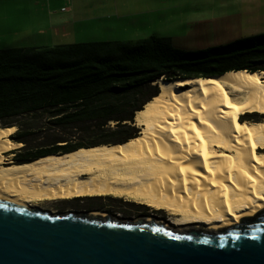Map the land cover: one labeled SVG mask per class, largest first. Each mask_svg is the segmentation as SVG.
<instances>
[{
  "label": "bare ground",
  "instance_id": "6f19581e",
  "mask_svg": "<svg viewBox=\"0 0 264 264\" xmlns=\"http://www.w3.org/2000/svg\"><path fill=\"white\" fill-rule=\"evenodd\" d=\"M154 84L159 94L135 116L139 136L124 144L16 164L8 156L19 147L10 140L16 129L0 128V200L32 208L113 196L167 213L166 224L149 222L180 234H215L257 218L264 212V72ZM255 114L258 121H240Z\"/></svg>",
  "mask_w": 264,
  "mask_h": 264
},
{
  "label": "trees",
  "instance_id": "16d2710c",
  "mask_svg": "<svg viewBox=\"0 0 264 264\" xmlns=\"http://www.w3.org/2000/svg\"><path fill=\"white\" fill-rule=\"evenodd\" d=\"M233 71L264 72V33L193 51L157 36L0 49V128L24 145L16 164L124 144L139 136L135 116L159 94L154 83Z\"/></svg>",
  "mask_w": 264,
  "mask_h": 264
},
{
  "label": "water",
  "instance_id": "95a60500",
  "mask_svg": "<svg viewBox=\"0 0 264 264\" xmlns=\"http://www.w3.org/2000/svg\"><path fill=\"white\" fill-rule=\"evenodd\" d=\"M250 219L215 234H180L0 200V264H264V212Z\"/></svg>",
  "mask_w": 264,
  "mask_h": 264
},
{
  "label": "rangeland",
  "instance_id": "374dc122",
  "mask_svg": "<svg viewBox=\"0 0 264 264\" xmlns=\"http://www.w3.org/2000/svg\"><path fill=\"white\" fill-rule=\"evenodd\" d=\"M159 4L160 9L152 14L150 25L144 24V28L138 33L139 36L131 37L132 39H145L154 35L167 37L173 46L193 51L264 33V0H159ZM13 11L16 10L7 11V19L0 13V49L55 47L90 40L75 36L74 32L78 30L81 21L68 25L60 23L61 18L67 15L58 16L56 8L50 11L58 20L56 25L44 31L41 36L34 31L29 33L28 18L18 17V13ZM16 30H22L23 33L13 34ZM243 118L248 121L259 120L256 114L242 116L240 120ZM135 125L140 129L137 124ZM11 153L8 156L14 162L15 158ZM42 206L52 207L53 203ZM53 210L55 211L53 214H60ZM155 211L154 213L159 216L157 219L159 222L166 224L171 219L167 213Z\"/></svg>",
  "mask_w": 264,
  "mask_h": 264
},
{
  "label": "crops",
  "instance_id": "0c3cea01",
  "mask_svg": "<svg viewBox=\"0 0 264 264\" xmlns=\"http://www.w3.org/2000/svg\"><path fill=\"white\" fill-rule=\"evenodd\" d=\"M160 6L159 0H0V13L7 19V11L15 9L13 13L17 12L18 17L28 18L29 33L34 31L41 36L56 25L58 20L50 12L56 8L58 16L67 15L60 23L68 25L81 21L75 36L90 38L81 43L138 41L144 38L131 37L139 36L144 24L150 25L152 14L159 11ZM21 31L13 34H22Z\"/></svg>",
  "mask_w": 264,
  "mask_h": 264
},
{
  "label": "flooded vegetation",
  "instance_id": "af4514ba",
  "mask_svg": "<svg viewBox=\"0 0 264 264\" xmlns=\"http://www.w3.org/2000/svg\"><path fill=\"white\" fill-rule=\"evenodd\" d=\"M11 154L14 155L16 161L22 160L20 152H12ZM85 198L95 199L93 201H88ZM48 203H53V206H42ZM34 206L51 213L55 212L53 210L55 209L60 214L74 213L77 215H94L121 223H136L141 220L149 222V220L152 219L158 221L157 219L159 218L158 214L154 213L155 210L146 205L127 199H118L113 196L81 197L69 200L60 199Z\"/></svg>",
  "mask_w": 264,
  "mask_h": 264
},
{
  "label": "built area",
  "instance_id": "2783aa9c",
  "mask_svg": "<svg viewBox=\"0 0 264 264\" xmlns=\"http://www.w3.org/2000/svg\"><path fill=\"white\" fill-rule=\"evenodd\" d=\"M66 9H63V11H65Z\"/></svg>",
  "mask_w": 264,
  "mask_h": 264
},
{
  "label": "snow or ice",
  "instance_id": "6c2138e0",
  "mask_svg": "<svg viewBox=\"0 0 264 264\" xmlns=\"http://www.w3.org/2000/svg\"><path fill=\"white\" fill-rule=\"evenodd\" d=\"M221 246H223V245H221Z\"/></svg>",
  "mask_w": 264,
  "mask_h": 264
}]
</instances>
